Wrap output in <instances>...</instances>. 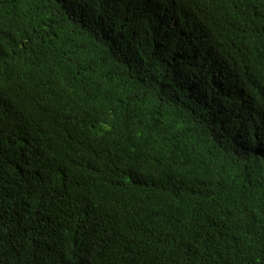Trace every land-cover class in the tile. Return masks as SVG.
Masks as SVG:
<instances>
[{
  "label": "trees",
  "instance_id": "obj_1",
  "mask_svg": "<svg viewBox=\"0 0 264 264\" xmlns=\"http://www.w3.org/2000/svg\"><path fill=\"white\" fill-rule=\"evenodd\" d=\"M0 264H264V0H0Z\"/></svg>",
  "mask_w": 264,
  "mask_h": 264
}]
</instances>
